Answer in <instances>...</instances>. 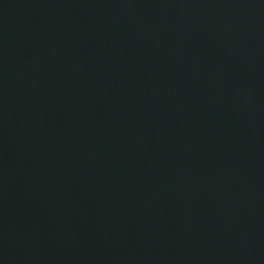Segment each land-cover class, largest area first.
Wrapping results in <instances>:
<instances>
[{
  "label": "water",
  "instance_id": "1",
  "mask_svg": "<svg viewBox=\"0 0 264 264\" xmlns=\"http://www.w3.org/2000/svg\"><path fill=\"white\" fill-rule=\"evenodd\" d=\"M0 264H264V0H0Z\"/></svg>",
  "mask_w": 264,
  "mask_h": 264
}]
</instances>
